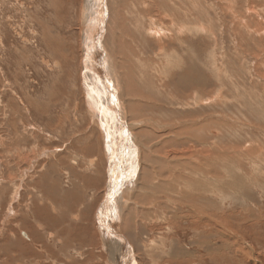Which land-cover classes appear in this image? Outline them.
Wrapping results in <instances>:
<instances>
[{
	"label": "rangeland",
	"instance_id": "1",
	"mask_svg": "<svg viewBox=\"0 0 264 264\" xmlns=\"http://www.w3.org/2000/svg\"><path fill=\"white\" fill-rule=\"evenodd\" d=\"M84 1L0 0V264H264V0H105L117 174Z\"/></svg>",
	"mask_w": 264,
	"mask_h": 264
},
{
	"label": "bare ground",
	"instance_id": "2",
	"mask_svg": "<svg viewBox=\"0 0 264 264\" xmlns=\"http://www.w3.org/2000/svg\"><path fill=\"white\" fill-rule=\"evenodd\" d=\"M109 2H110V0H109ZM129 3L131 4V2H129ZM119 5H120V3H118V2L116 3V5H113L112 8L114 9L113 10L114 15L116 14V10H117L116 7L114 8V6H117V8L119 9ZM122 5H124V3ZM104 6H106L105 5V0H85L84 1L83 15H82V19H83L82 33H83V44H84V53H83V55H84L83 56L84 57V82H85V87L87 89L88 104L91 105L90 107H92V109H91L92 112L95 115L97 114V116L100 115L99 118L102 121L104 120V128H105V131H106L105 133H106V135L108 134V143H107V145H108L107 149L109 150L108 154L113 156V154H115V151L116 152L119 151V148H121L122 152L124 151V154H126L129 151V149L134 150L135 147L134 146L129 147V144H130L129 141H127V144L125 143L124 147L122 146L124 144L123 143L124 139L127 138L125 136L124 132L121 134V138H117V133H119L121 129H122V131L125 130V128H123L124 127L123 125H122L123 127L120 126V130H117L118 126L113 122L114 118L118 120L117 114L115 112H113V110H112L113 107H114V110H115V107H116V105H118V103H117L115 98L111 99L109 89L107 88L106 84H104L101 81V78H103L102 75L101 74L99 76L96 75L93 72V70H90L89 67L87 66V64L90 65V62H92L93 64L94 63L100 64L102 61H103V63L105 62L104 58L102 57L103 54H102L101 50L99 49V46H101V45H99V43H98L99 31H101V29H102V27H103V25L105 23V17H107L106 16L107 13H106V11L104 9ZM130 6H132V4ZM123 8H124V6H123ZM159 9H160V6H159ZM128 14H130V13H128ZM109 29L112 30V27H109ZM135 33H136V31H135ZM151 33H152V31H151ZM114 39H113V42H114ZM93 50L95 51V53H93ZM91 54H92V56H91ZM89 73H91L94 78H92L89 75ZM97 76L101 77V78H98ZM95 80H96L97 83L95 82ZM101 84H102V86H101ZM104 105H106L109 108L105 109ZM115 111H117V109ZM118 122H120V120H118ZM108 128L113 130V132L112 133H111V131L108 132ZM133 147H134V149H133ZM110 152H111V154H110ZM114 157H113L114 159L112 158L113 159V162H112V169H113L112 173L117 174V172L119 171L117 167H119V166L116 167V163L115 162L118 163L117 160L119 158H118L117 155L114 156ZM133 159H134V157H133ZM121 200H123V199H121ZM118 204L115 202V203H110L109 206L107 204H105L104 206L102 205L101 206L102 207L101 208L102 211H101V213L99 212V214L97 216L98 217V221H99L98 223L99 224L102 223L104 228L106 227L105 228L106 232H105V235L103 237L104 238L103 240H105V242L107 241L106 245L108 243L111 246H113L112 248H115V249H111L110 250V251H112L111 256H110L112 261L115 260V264H129V261H130L129 258H131V253H129L130 251L127 250L126 240L123 238V236L120 233H118V232L116 233L115 230L113 231L112 230L113 228L111 229L112 231L109 228H107L108 227L107 223H113L114 222V224H116V218H117V215H116L117 213L116 212H118V210H117V208H118L117 205ZM115 215H116V217H115ZM100 217H102L103 219H101ZM107 234H108V236L106 237ZM107 250H109V248ZM117 254H119V255L117 256Z\"/></svg>",
	"mask_w": 264,
	"mask_h": 264
}]
</instances>
